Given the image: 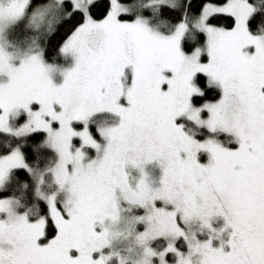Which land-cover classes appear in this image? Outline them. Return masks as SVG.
Here are the masks:
<instances>
[{"label":"snow or ice","instance_id":"6c2138e0","mask_svg":"<svg viewBox=\"0 0 264 264\" xmlns=\"http://www.w3.org/2000/svg\"><path fill=\"white\" fill-rule=\"evenodd\" d=\"M0 264H264V0H0Z\"/></svg>","mask_w":264,"mask_h":264}]
</instances>
